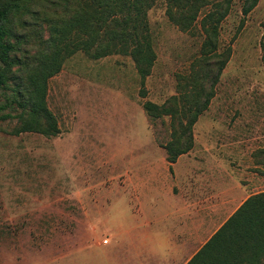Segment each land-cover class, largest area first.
Listing matches in <instances>:
<instances>
[{
    "label": "rangeland",
    "instance_id": "obj_1",
    "mask_svg": "<svg viewBox=\"0 0 264 264\" xmlns=\"http://www.w3.org/2000/svg\"><path fill=\"white\" fill-rule=\"evenodd\" d=\"M147 1L138 33L146 36L148 27L156 60L145 96L122 45L100 58L76 51L64 57L57 74L37 78L56 135L24 130L17 116L16 91L28 98L34 89L41 42L50 37L48 22L34 16L19 28L32 44L23 46L28 69H14L17 78L9 80L17 89L0 90V116L10 115L0 119V264H187L250 196L264 192V184L250 186L246 179L264 176L256 162L264 150V0L248 15L245 0H233L221 25L232 55L193 128L192 150L204 148L209 134L218 148H229L208 155L211 165L201 166L207 176L194 181L188 202L170 197L181 183L164 148L173 139L172 119H150L144 103L182 98L196 85L192 67L205 39L200 20L211 5L183 32L170 20L167 0ZM55 4L34 9L52 20L62 15V3ZM225 169L227 186L219 171L224 177ZM240 191L245 198H238ZM148 195L158 199L156 213V202L142 201Z\"/></svg>",
    "mask_w": 264,
    "mask_h": 264
},
{
    "label": "trees",
    "instance_id": "obj_2",
    "mask_svg": "<svg viewBox=\"0 0 264 264\" xmlns=\"http://www.w3.org/2000/svg\"><path fill=\"white\" fill-rule=\"evenodd\" d=\"M59 1L62 15L56 13L58 17L47 20L49 16L45 11L37 13L34 7L45 3L56 5L55 0H0V90L17 89L9 85V80L17 78L16 70L26 72L28 69L29 51L23 46L31 45V38L19 31L26 26V18L34 16L49 24L50 37L41 42L44 50L32 81L34 89L28 98L23 94L18 96L16 91L13 99L22 110L17 116L22 119L24 130L49 136L58 134L59 129L44 104V93L37 86V78L41 75L46 81L57 74L65 56L84 50L100 58L110 55L118 44L122 45V49L132 55L142 77V96H145V80L152 73L156 60L148 27L146 36L140 37L138 33L150 7L147 0ZM259 1L245 0L244 15H248ZM232 3L233 0H167L168 16L183 32L191 31L202 10L211 5L200 20L205 39L201 55L192 67L196 85L182 98L173 96L161 105L151 101L144 103L150 119L165 115L172 119L173 139L164 146L170 164L194 147L193 128L215 97L222 71L230 61L232 47L222 43L221 25L231 13ZM40 26L38 34L43 33ZM179 102L183 104L182 109ZM7 117L10 115L0 116V119ZM259 153L256 162L264 167V150ZM187 264H264V192L250 196Z\"/></svg>",
    "mask_w": 264,
    "mask_h": 264
},
{
    "label": "crops",
    "instance_id": "obj_3",
    "mask_svg": "<svg viewBox=\"0 0 264 264\" xmlns=\"http://www.w3.org/2000/svg\"><path fill=\"white\" fill-rule=\"evenodd\" d=\"M210 127L213 129L212 124L210 125ZM213 138L214 137L211 134H209V139L207 140L206 144L204 145V148L195 147L194 150H191V152L181 155L178 158V160L173 164H170L167 161L170 164V169L172 170V168H173V171L175 172L177 180L180 179V181H181L180 186H179L180 192L177 195L176 194L174 195L172 193L170 195V197L180 196L184 201H187V202L190 201V198L188 197V195L190 193H194L196 191L194 189V187H192V186L195 185L197 180H199V179L203 180L205 178V176H207L206 172L201 169V166L202 165L203 166L211 165L210 161H212V158H210L208 155H213L214 151L219 150V148H220V150H224L225 152H228V148H229L228 146L229 145L221 144L220 146H222V147L218 148V144L215 140L213 141ZM198 154L200 156H198ZM216 162L220 167L224 166L223 160H219ZM150 170H151L150 165H148L147 175H149L148 173H150ZM219 171H220V178L225 179L224 186L229 185V181L227 179V177L229 175L228 170L227 169L224 170V173H225L224 177L221 173L222 170H219ZM246 179L250 180L249 181L250 186L255 187V186H258V185L261 186L264 184V176L258 175V173H252V174H250V176L248 175V177H246ZM194 181H195V183H194ZM245 196H246L245 191H240L238 194L239 199H243V198H245ZM145 200H148L149 202H153V201L156 202V205L154 207L155 208L154 212L156 213L159 210V204H157L159 202H158V199L155 198V196H152V195H148L147 197L144 196L142 201H145ZM150 204L151 203H149V205ZM144 211H146L145 207H144ZM144 211L142 209V212H144ZM148 224H150V223H148Z\"/></svg>",
    "mask_w": 264,
    "mask_h": 264
}]
</instances>
